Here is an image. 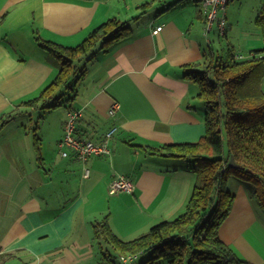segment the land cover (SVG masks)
<instances>
[{
    "label": "crops",
    "instance_id": "obj_1",
    "mask_svg": "<svg viewBox=\"0 0 264 264\" xmlns=\"http://www.w3.org/2000/svg\"><path fill=\"white\" fill-rule=\"evenodd\" d=\"M231 1L226 35L235 25L229 22ZM263 1L253 7L258 15ZM114 17L129 20L132 33L85 62L84 97L72 106L82 110L79 136L98 142L117 127L111 154L87 161L65 157L60 141L68 105L54 120L50 113L59 106L53 112L43 102L25 105L59 72L58 58L35 36L75 47ZM213 27L207 32L196 0H0V116L14 114L0 130V264H101L100 250L111 246L95 238L97 222L107 217L121 238L131 240L183 213L195 183L192 162L148 151L205 134L199 89L184 78L183 66L217 50ZM243 31L251 44L261 41L258 28ZM115 101L120 109L110 116ZM38 112L47 115L43 125V118H33ZM120 175L133 182L131 192H110ZM229 185L235 200L220 238L246 264H264V211L243 181L233 177Z\"/></svg>",
    "mask_w": 264,
    "mask_h": 264
},
{
    "label": "trees",
    "instance_id": "obj_2",
    "mask_svg": "<svg viewBox=\"0 0 264 264\" xmlns=\"http://www.w3.org/2000/svg\"><path fill=\"white\" fill-rule=\"evenodd\" d=\"M146 6L147 3L142 6V13ZM259 11L255 24L264 39V1ZM128 21L110 18L75 47L36 35L38 45L58 58L59 72L38 97L25 105L43 102L44 108L51 109L65 103L68 111L81 110L72 107L88 73L86 65L80 67L79 62L85 57L86 62L94 61L99 50L107 51L112 44L127 38L132 33ZM211 50L206 61L183 66L184 78L198 86L197 97L206 106L205 134L197 142L167 144L148 151L193 161L190 169L195 183L183 213L157 223L131 240L121 238L107 217L94 225L95 238L109 244L119 256L138 253L132 264L148 251L153 255L143 264H246L220 238L219 231L234 204L235 194L229 189L233 177L245 183L252 201L264 211V48L244 56L231 47L226 60L218 49ZM67 92L71 96L62 102ZM13 117V113L0 116V130ZM33 132L38 146V127ZM231 157L239 167L229 165ZM100 255L101 264H121L119 256L116 260L108 250L101 249Z\"/></svg>",
    "mask_w": 264,
    "mask_h": 264
},
{
    "label": "built area",
    "instance_id": "obj_3",
    "mask_svg": "<svg viewBox=\"0 0 264 264\" xmlns=\"http://www.w3.org/2000/svg\"><path fill=\"white\" fill-rule=\"evenodd\" d=\"M230 0H198L203 17L205 18L207 30H211L215 22L218 23V28L222 35L226 32V11L225 8ZM162 29L158 26L154 32L157 33ZM243 58L242 55L238 56ZM120 109L119 102L115 101L109 108L108 114L115 116ZM82 116V111H68L67 118L64 123V135L60 141V147L63 148L62 155L69 157L74 154L83 161H87L90 157L96 155H106L111 153L110 140L113 137L117 128L111 129L101 141L80 137L77 133V121ZM84 176L88 177L91 170L88 167L84 168ZM134 184L124 175L117 176L110 184L111 193L131 192ZM138 257V253L121 254L119 260L121 264H132Z\"/></svg>",
    "mask_w": 264,
    "mask_h": 264
},
{
    "label": "rangeland",
    "instance_id": "obj_4",
    "mask_svg": "<svg viewBox=\"0 0 264 264\" xmlns=\"http://www.w3.org/2000/svg\"><path fill=\"white\" fill-rule=\"evenodd\" d=\"M196 1L198 2V0H196ZM255 3H256V0H251L249 3H247V4L244 3L243 5L239 2V0H232L231 1V8H228L229 13H230L229 14V17H230L229 22L233 23L235 25L232 28V30L228 29L226 36H224L220 33V30L218 28V23L215 22L213 30L210 32V36L213 39L214 46L216 48L218 47L217 49L220 51L219 52L220 56L222 58H224L225 60L228 58V55H229L228 51L231 47H233L237 53H241L244 56L245 55L248 56L250 51H251L249 46L260 45L262 47L264 45V40H263L261 34H260L261 41H257L255 44H251L250 42H248L247 38L243 35L244 34L243 29L245 27L251 28V29H253V31L257 30V26L255 25V21L257 19L256 17L258 15V12L253 8V7H257ZM234 18L236 19L235 21H234ZM237 20H239V22H236ZM207 32H209V31H207ZM86 59H87V57H85L84 60L79 62L80 67H83L84 65H86L85 64ZM84 92H85V90H80L78 99L75 103L76 105H79L82 102V99L84 97ZM70 96H71V94H69L67 92L65 95L62 96L61 101L62 102L67 101ZM198 104L201 105L202 110L204 112V108L206 107L205 103L201 100L198 102ZM59 107L62 109L59 108V111H55L56 108H58V107H56V108L52 109L53 112L54 111L55 112L50 113V118H52L53 120L55 117H59L60 113H63V110L65 108V103ZM41 115H44V117H42ZM40 117L43 118V119H41L42 120L41 125H43L44 124L43 122L47 118V115L45 112H42V113L38 112L34 115L33 118L36 121V120H39L38 118H40ZM35 121H32L34 123H29V128H36L37 127L38 124ZM45 126H47V125H45ZM45 128H47V127H45ZM118 142H120V140ZM187 162H193V161L190 160ZM229 189L232 191L233 187H231V185H229ZM105 249L108 250L116 258V260L118 259L117 252L112 247L106 246ZM152 255L153 254L151 253V251H148V252L141 254L139 256V258L137 259L135 264H143L150 257H152ZM162 264H166V263L162 262Z\"/></svg>",
    "mask_w": 264,
    "mask_h": 264
},
{
    "label": "water",
    "instance_id": "obj_5",
    "mask_svg": "<svg viewBox=\"0 0 264 264\" xmlns=\"http://www.w3.org/2000/svg\"><path fill=\"white\" fill-rule=\"evenodd\" d=\"M229 165L233 167H239V165L235 162L234 157L230 158Z\"/></svg>",
    "mask_w": 264,
    "mask_h": 264
}]
</instances>
